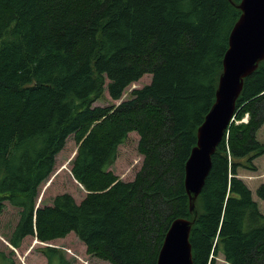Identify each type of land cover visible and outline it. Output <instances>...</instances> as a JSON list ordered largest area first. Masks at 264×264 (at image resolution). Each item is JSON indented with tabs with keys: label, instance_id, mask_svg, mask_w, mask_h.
<instances>
[{
	"label": "trees",
	"instance_id": "trees-1",
	"mask_svg": "<svg viewBox=\"0 0 264 264\" xmlns=\"http://www.w3.org/2000/svg\"><path fill=\"white\" fill-rule=\"evenodd\" d=\"M240 2L0 0V210L20 209L14 247L75 232L111 264H157L172 221L193 217L186 163L215 102ZM147 73L152 81L126 100L94 105L106 89L121 99ZM234 117L197 199L194 264H264V213L238 173L256 171L264 155V61L245 78ZM132 131L144 163L124 181L110 167ZM71 135L79 145L71 171L88 194L37 207ZM256 194L264 199V183ZM40 251L47 264H71L58 247Z\"/></svg>",
	"mask_w": 264,
	"mask_h": 264
},
{
	"label": "water",
	"instance_id": "water-1",
	"mask_svg": "<svg viewBox=\"0 0 264 264\" xmlns=\"http://www.w3.org/2000/svg\"><path fill=\"white\" fill-rule=\"evenodd\" d=\"M235 5L241 15L229 36L216 99L198 128L197 144L186 163L185 186L193 217L172 221L157 264H194L190 235L197 218V199L212 168V156L235 115L244 80L264 61V0H241Z\"/></svg>",
	"mask_w": 264,
	"mask_h": 264
},
{
	"label": "rangeland",
	"instance_id": "rangeland-1",
	"mask_svg": "<svg viewBox=\"0 0 264 264\" xmlns=\"http://www.w3.org/2000/svg\"><path fill=\"white\" fill-rule=\"evenodd\" d=\"M152 81V74H145L140 80L130 84L121 99L113 100L109 96L108 90L105 91V99L95 102L94 105L119 104L126 100L134 89L143 87ZM235 116V115H234ZM244 116L236 122H247ZM235 118L231 120V122ZM231 124V123H230ZM263 129L258 131V138L264 139ZM140 135L132 131L127 140L119 146L118 157L115 163L110 167L115 174L124 181H132L137 173L142 169L144 155L139 151ZM78 142L73 135L69 136L66 145L57 155L56 167L53 174L41 186L38 204H50L54 197L62 193H70L77 202H81L88 191L73 176L72 160L77 150ZM261 157V158H259ZM255 158L254 163L257 170H249L245 167L238 169L239 177L242 178L252 190L254 199L261 206L260 210L264 213V199L257 196L256 190L259 185L264 183V155ZM20 218V209L6 202L0 210V252L14 260L16 264H47V257L40 251L41 247H58L65 252L66 258L71 264H111L110 261L99 258L88 253L86 244L79 239L75 232L69 233L63 238H58L49 242L37 240L33 236H28L23 240L20 247H14L8 240ZM219 262H224V256L219 254ZM0 264H6L0 257Z\"/></svg>",
	"mask_w": 264,
	"mask_h": 264
},
{
	"label": "crops",
	"instance_id": "crops-1",
	"mask_svg": "<svg viewBox=\"0 0 264 264\" xmlns=\"http://www.w3.org/2000/svg\"><path fill=\"white\" fill-rule=\"evenodd\" d=\"M262 128H264V125H263V127ZM261 128V129H262ZM257 136H258V134H257ZM260 139V138H259ZM261 140V139H260ZM261 141H264V139H262ZM263 157V156H262ZM259 158H261V157H259ZM256 200V199H255ZM260 204V203H259ZM260 206V205H259ZM260 208H261V206H260ZM262 210V209H261Z\"/></svg>",
	"mask_w": 264,
	"mask_h": 264
},
{
	"label": "built area",
	"instance_id": "built-area-1",
	"mask_svg": "<svg viewBox=\"0 0 264 264\" xmlns=\"http://www.w3.org/2000/svg\"><path fill=\"white\" fill-rule=\"evenodd\" d=\"M246 116H248L249 117V115L247 114ZM246 119V121H248V118H245ZM237 123H239V122H237Z\"/></svg>",
	"mask_w": 264,
	"mask_h": 264
}]
</instances>
